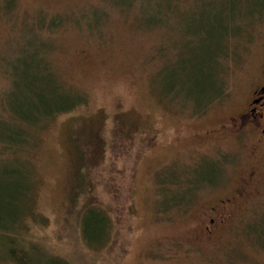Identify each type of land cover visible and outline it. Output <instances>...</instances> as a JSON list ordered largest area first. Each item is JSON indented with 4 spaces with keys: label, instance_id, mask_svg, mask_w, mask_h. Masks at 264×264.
I'll use <instances>...</instances> for the list:
<instances>
[{
    "label": "rangeland",
    "instance_id": "1",
    "mask_svg": "<svg viewBox=\"0 0 264 264\" xmlns=\"http://www.w3.org/2000/svg\"><path fill=\"white\" fill-rule=\"evenodd\" d=\"M263 34L264 0H0V118L19 108L6 105L10 91L30 97L19 81L37 65L87 95L31 129L20 151L0 143V205L11 208L0 216L22 214L15 244L69 264H264L252 231L264 221V171L225 230L202 232L204 211L252 165L237 141L202 133L245 103ZM217 43L222 70L209 77L200 63ZM219 75L222 97L201 114ZM92 205L111 219L103 246L82 232ZM2 236L0 264H14Z\"/></svg>",
    "mask_w": 264,
    "mask_h": 264
},
{
    "label": "trees",
    "instance_id": "2",
    "mask_svg": "<svg viewBox=\"0 0 264 264\" xmlns=\"http://www.w3.org/2000/svg\"><path fill=\"white\" fill-rule=\"evenodd\" d=\"M217 46H220L219 51H224L223 43H217L211 46L212 49L209 50V53H211L208 57L209 59L200 63L202 71L205 69L211 70L208 74L209 77H211L210 74H213L214 67L217 64L218 67L215 70L219 71L221 67L220 62L217 61V57H215L216 53L219 52ZM225 48L227 49V47ZM32 69L35 70L30 73L31 75L19 81V88L23 85L24 89V94L20 96L25 98L26 94L29 93L30 97L28 96L26 99L21 100L20 98L18 99L19 94L16 95L10 91L6 97V105L12 107V104L16 103L19 108H17V110L8 108L10 111L9 116L7 118H0V143L5 145L4 151H8L10 154H12L11 152L15 153L16 150L20 151V147L27 144L29 138H32L31 129L38 127L43 119L51 118L60 113L70 112L87 103L86 93L80 94L79 92V94L75 95L74 91L67 89L64 84H61L57 76L52 73H48L47 77L42 76L40 74L41 70L39 69V65ZM216 78L218 79L217 76ZM219 78L220 86L216 84L217 79L209 78L210 83L208 85V91L205 94L207 100L204 101V106L201 109L196 110L201 114L206 112L209 105L213 103L215 99L222 97V91L226 84L223 82L220 75ZM214 90L216 92L215 94H213ZM14 95H16L15 98ZM199 177L198 180L203 181L204 177L200 175ZM191 191L192 190H190V192ZM175 195L177 194L175 193L169 198L172 202L179 200V202L184 203L187 201ZM8 209H11L8 205H0V211H6ZM13 211L14 207L11 212H8L6 217L0 216V235H3L2 237L5 238L4 243L8 246L7 248L5 247L7 257L14 262V264H69L64 260L46 255L37 247L30 245L24 248L15 244L19 238L15 237L14 230H17L16 225L20 219H22V214L14 213ZM111 227V219L105 211L95 205L86 208L82 232L84 234V239L89 245L103 246V244L107 242ZM252 231L257 235L258 241L264 242V239L261 237L264 235V221L255 225ZM258 231L263 234L259 235ZM7 237L8 241H6ZM34 258H36L37 261L34 262Z\"/></svg>",
    "mask_w": 264,
    "mask_h": 264
},
{
    "label": "flooded vegetation",
    "instance_id": "3",
    "mask_svg": "<svg viewBox=\"0 0 264 264\" xmlns=\"http://www.w3.org/2000/svg\"><path fill=\"white\" fill-rule=\"evenodd\" d=\"M261 40V57L256 77L245 103L227 116L224 122L202 133L206 143L232 138L234 142H238L237 146L242 152L252 159L251 167L242 171L238 187L204 211L208 223L202 232L210 237L226 229L235 218V210L254 200L256 191L251 190L252 185L260 181L261 173L264 171V34ZM132 129L130 126L124 128L127 136L132 134Z\"/></svg>",
    "mask_w": 264,
    "mask_h": 264
}]
</instances>
